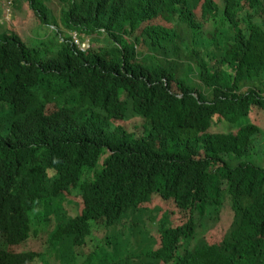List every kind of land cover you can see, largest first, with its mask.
I'll use <instances>...</instances> for the list:
<instances>
[{"label": "trees", "instance_id": "16d2710c", "mask_svg": "<svg viewBox=\"0 0 264 264\" xmlns=\"http://www.w3.org/2000/svg\"><path fill=\"white\" fill-rule=\"evenodd\" d=\"M47 1L0 31V264H264V0Z\"/></svg>", "mask_w": 264, "mask_h": 264}, {"label": "rangeland", "instance_id": "374dc122", "mask_svg": "<svg viewBox=\"0 0 264 264\" xmlns=\"http://www.w3.org/2000/svg\"><path fill=\"white\" fill-rule=\"evenodd\" d=\"M47 3L50 9L53 11V16L55 18H59L60 17L59 15L62 14L63 6H64L62 0H49ZM44 26L47 25L40 24V21L35 17L34 11L28 0H0V31H3L8 28L9 29L14 28L15 30H17L18 33L22 34L26 39V41L32 46L37 44L36 43L37 40L48 39L54 33V29H56L54 26H52V27H47L46 30ZM62 28H63L62 29L63 34L60 32L61 34L60 40L65 38L64 32H68L67 29H65L64 27ZM69 33L71 34L73 32L70 31ZM91 45H93L92 41H91ZM129 118L130 120L126 121L125 124L128 127H133L134 126L133 123H135L134 122L135 119L134 118L131 119L132 116H130ZM60 199L62 200V198ZM67 201L65 202L66 203L65 205L70 210V206L74 207V205H71L70 203L73 201L75 203V200L68 199ZM76 205H77V201H76ZM170 208L171 206L169 204L167 205L164 204L163 202L160 201L159 198H154L153 203L151 205H148L147 207L143 208L142 210L143 213L141 214L145 215L144 216L146 218L145 223L147 227L150 229L148 230L150 233L156 231V227L159 224L160 220L163 221L168 219L167 218L168 213H169V217L171 216ZM220 233H221L220 230L213 229L206 235L205 238L208 241H213L219 237ZM133 235L134 237H139L140 239H146L147 237L144 233H142L139 227L135 228ZM46 237L47 235L43 231V228L40 229L37 236L32 231L29 238V244L23 247V249L24 251H28L29 248H31V246L35 243L39 248V252L43 253L46 256L45 258L49 259L51 263L56 264L58 261L56 259L55 254L52 253V250L50 249ZM148 245L149 242L147 241V246ZM49 252L50 254L49 256H47Z\"/></svg>", "mask_w": 264, "mask_h": 264}, {"label": "built area", "instance_id": "2783aa9c", "mask_svg": "<svg viewBox=\"0 0 264 264\" xmlns=\"http://www.w3.org/2000/svg\"><path fill=\"white\" fill-rule=\"evenodd\" d=\"M71 34H72V43L77 45L82 52H86L90 48L91 46L90 38L87 37L84 40H82L79 38L78 36L79 34L77 32H73ZM262 167L264 169V163Z\"/></svg>", "mask_w": 264, "mask_h": 264}, {"label": "bare ground", "instance_id": "6f19581e", "mask_svg": "<svg viewBox=\"0 0 264 264\" xmlns=\"http://www.w3.org/2000/svg\"><path fill=\"white\" fill-rule=\"evenodd\" d=\"M168 1V0H167ZM48 2V1H47ZM11 5V4H10ZM163 5V4H162ZM169 5V4H168ZM172 5V4H171ZM160 7V6H159ZM173 8V7H172ZM15 9V8H14ZM66 9V8H65ZM166 9H168L167 7H166ZM164 11V10H163ZM215 11V10H214ZM61 12V11H60ZM245 13V12H244ZM246 15V14H245ZM60 16V15H59ZM243 16V15H242ZM241 16V17H242ZM231 17V16H230ZM247 17V16H246ZM153 18V17H152ZM234 18V17H233ZM243 18V17H242ZM56 19V18H55ZM254 19V18H253ZM260 19V18H259ZM159 20V19H158ZM230 20V19H229ZM240 20V19H239ZM239 23V22H238ZM247 24V23H246ZM233 25V24H232ZM243 25V24H242ZM65 26V25H64ZM264 26V25H263ZM147 27V26H146ZM63 29V28H62ZM201 29V28H200ZM56 30V29H55ZM221 30V29H220ZM235 30V29H234ZM241 30V29H240ZM62 31V30H61ZM43 32V31H42ZM198 32V31H197ZM201 33V32H200ZM202 34V33H201ZM200 36H202V35H200ZM219 36V35H218ZM227 36V35H226ZM44 37V36H43ZM229 37V36H228ZM72 38V37H71ZM35 40V39H34ZM33 40V41H34ZM51 40V39H50ZM54 43V42H53ZM42 49V48H41ZM241 50V49H240ZM238 51V50H237ZM255 54V53H254ZM48 55V54H47ZM2 227V226H1ZM9 227H10V225H9ZM4 231V230H3ZM9 232V231H8ZM37 236V235H36ZM18 237V236H17ZM10 239V238H9ZM17 243V242H16ZM11 244V243H10ZM4 255V254H3ZM7 255V254H6ZM48 256H49V254H48ZM8 258H9V256H7ZM16 257V256H15ZM12 258H13V256H12ZM13 259H15V258H13ZM38 259H39V257H38ZM9 260V259H8ZM12 260V259H11ZM49 260V259H48ZM5 261V260H4ZM13 261V260H12Z\"/></svg>", "mask_w": 264, "mask_h": 264}, {"label": "clouds", "instance_id": "9594fccd", "mask_svg": "<svg viewBox=\"0 0 264 264\" xmlns=\"http://www.w3.org/2000/svg\"><path fill=\"white\" fill-rule=\"evenodd\" d=\"M53 252V251H52Z\"/></svg>", "mask_w": 264, "mask_h": 264}]
</instances>
